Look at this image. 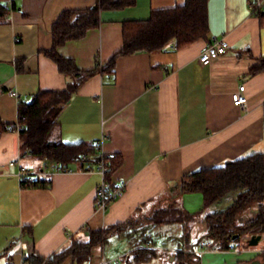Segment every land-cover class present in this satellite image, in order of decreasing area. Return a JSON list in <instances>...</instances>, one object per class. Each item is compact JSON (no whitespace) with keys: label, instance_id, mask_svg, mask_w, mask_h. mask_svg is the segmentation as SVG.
<instances>
[{"label":"crops","instance_id":"crops-1","mask_svg":"<svg viewBox=\"0 0 264 264\" xmlns=\"http://www.w3.org/2000/svg\"><path fill=\"white\" fill-rule=\"evenodd\" d=\"M185 1L136 0L123 9L103 10L98 27L58 48L81 70L99 69L65 105L53 136L66 143L99 144L100 153H115L121 164L111 178L125 181L126 190L104 213L96 207L102 180L96 165L88 169L72 164L37 175V185L22 184L17 167H9V161L19 159L33 173L48 172L44 163L53 161L25 152L19 130L4 132L0 264H38L34 256L47 259L72 240L86 241L90 233L126 221L140 207V212H148L159 199L176 195L188 173L264 152V70L249 74L264 58V27L250 7L251 0H208L209 38L179 48L172 43L165 49L121 54L124 21L148 19L154 10ZM0 3L11 9L0 17V119L14 125L20 117V101H30L40 91L67 87L68 77L45 52L53 46V22L65 9H88L98 0ZM213 38L225 39L229 47L204 65L199 54ZM114 59V68L103 72ZM241 83L246 86L247 109L232 99ZM196 194L204 203L199 192L183 194V205L190 212L203 208L202 204L191 210ZM263 252L258 245L209 249L201 264H206L209 254L218 255L223 264H239L263 259ZM21 253L29 256L28 263ZM104 256L123 255L109 256L106 244L100 243L82 264H101ZM60 264L76 263L69 257Z\"/></svg>","mask_w":264,"mask_h":264},{"label":"trees","instance_id":"trees-1","mask_svg":"<svg viewBox=\"0 0 264 264\" xmlns=\"http://www.w3.org/2000/svg\"><path fill=\"white\" fill-rule=\"evenodd\" d=\"M135 3L136 0H98L96 6L88 9H65L53 22V46L45 52L68 77L67 87L40 91L30 101H20V116H26L19 129L21 147L25 152L43 160L59 161L66 169L72 164L90 169L98 163L101 155L99 144L66 143L53 136L58 116L65 105L80 85L99 69L81 70L72 59L63 57L58 48L70 40L85 37L89 30L98 27L103 10L123 9ZM10 10L8 5L0 3V17ZM258 16L264 27V12ZM209 36L208 0H186L173 8L152 11L148 19L124 21L121 54L165 49L172 43L179 48ZM114 65L115 59L102 71L112 70ZM262 70L264 58L260 65L250 68L249 74ZM11 129L14 125L0 119V137ZM120 164L121 160L116 157L110 161L107 179L112 183L115 181L111 175ZM37 183L36 180L28 185ZM196 192L204 198L203 208L198 212H190L177 201V197L183 194ZM232 195L231 204L224 210L205 212L211 204ZM140 211L141 207L126 221L90 233L86 241L68 242L47 259L34 256L32 260L38 264H60L71 257L74 263L82 264L90 259L94 246L106 243L108 237L114 235L126 239L129 244V252L121 257V262L201 264V257L196 252L199 241L192 240L197 225L204 229L202 235H208L211 250L226 251L249 246L246 237L264 236V152L188 173L180 180L176 195L159 199L148 212ZM176 226L181 228L180 236L172 233ZM169 242L176 243L177 247L168 246ZM262 257L264 260V252ZM29 261L25 260L26 263Z\"/></svg>","mask_w":264,"mask_h":264},{"label":"built area","instance_id":"built-area-1","mask_svg":"<svg viewBox=\"0 0 264 264\" xmlns=\"http://www.w3.org/2000/svg\"><path fill=\"white\" fill-rule=\"evenodd\" d=\"M250 7L254 14H258L264 11V0H251ZM228 42L225 39L213 38L209 41L201 50L199 54V60L202 64L208 65L211 63L212 59L218 57L221 54H224L228 50ZM246 86L244 83H241L237 90L233 92L232 99L235 105L242 107L243 109H247V97L245 95ZM26 119V116H20L18 121L14 124V129L19 130L21 128L22 122ZM116 157L115 153H105L101 152L98 163L95 166V170L102 176V180L97 187L96 191V207L98 210L102 212H106L109 208V205L112 201L122 196L126 190V182L125 181H115L110 182L107 179V174L110 169V161ZM9 167L16 166L17 174L19 176L20 182L22 184H29L31 182L36 181L37 175L41 174H52L55 171H59L64 168L59 161H53L52 163H44V169H48V172L38 171L33 173L28 169L25 165H23L19 159L11 160L8 163ZM250 237H246L245 240L248 241ZM198 249L196 252L200 255V257L204 254L206 250H209L210 242L208 239V235L204 234L198 240ZM149 244H147L148 246ZM192 251V250H191ZM22 252V250H21ZM194 252V251H193ZM22 254V253H21ZM23 260H29V256L26 254H22ZM121 261V257L117 256L114 258L103 257L101 264H119Z\"/></svg>","mask_w":264,"mask_h":264},{"label":"rangeland","instance_id":"rangeland-1","mask_svg":"<svg viewBox=\"0 0 264 264\" xmlns=\"http://www.w3.org/2000/svg\"><path fill=\"white\" fill-rule=\"evenodd\" d=\"M183 197L184 195H181L177 197V201L183 205ZM202 196L200 194H196L192 196V209L193 211L199 210L202 207L203 204V199L201 198ZM234 198V195L223 198L219 202L213 203L210 206H208L205 209V212H214V211H220L224 210L227 208L232 200ZM184 206V205H183ZM172 233L176 236H180L182 234L181 228L180 227H174L172 229ZM204 233V229L199 225H197L192 233V240L197 241L201 238L202 234ZM169 241V239H167ZM106 250L108 255H124L128 253L129 251V244L128 241L124 238H118V237H108V240L106 241ZM258 247H264V236H262ZM121 257V256H120ZM205 257V256H204ZM210 257L209 261H207V258ZM157 262V263H156ZM205 262L206 264H223V262L218 260V255H206L205 257ZM120 264H129L128 262L122 261ZM140 264H158V261H155V263H140ZM196 264V263H193Z\"/></svg>","mask_w":264,"mask_h":264},{"label":"water","instance_id":"water-1","mask_svg":"<svg viewBox=\"0 0 264 264\" xmlns=\"http://www.w3.org/2000/svg\"><path fill=\"white\" fill-rule=\"evenodd\" d=\"M262 238L261 234L252 235L250 239L247 241L249 246H257ZM239 264H264V260L261 258L253 259L252 261H243Z\"/></svg>","mask_w":264,"mask_h":264}]
</instances>
